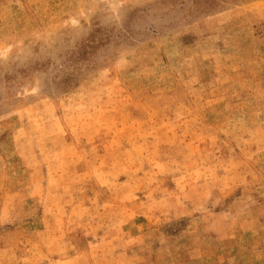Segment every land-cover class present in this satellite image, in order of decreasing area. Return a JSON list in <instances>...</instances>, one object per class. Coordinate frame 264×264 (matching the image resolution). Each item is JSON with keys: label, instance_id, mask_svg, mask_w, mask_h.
Instances as JSON below:
<instances>
[{"label": "rangeland", "instance_id": "rangeland-1", "mask_svg": "<svg viewBox=\"0 0 264 264\" xmlns=\"http://www.w3.org/2000/svg\"><path fill=\"white\" fill-rule=\"evenodd\" d=\"M0 264H264V0H0Z\"/></svg>", "mask_w": 264, "mask_h": 264}]
</instances>
